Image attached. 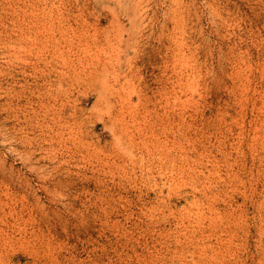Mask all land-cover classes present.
Returning a JSON list of instances; mask_svg holds the SVG:
<instances>
[{
  "label": "rangeland",
  "instance_id": "obj_1",
  "mask_svg": "<svg viewBox=\"0 0 264 264\" xmlns=\"http://www.w3.org/2000/svg\"><path fill=\"white\" fill-rule=\"evenodd\" d=\"M0 264H264V0H0Z\"/></svg>",
  "mask_w": 264,
  "mask_h": 264
}]
</instances>
